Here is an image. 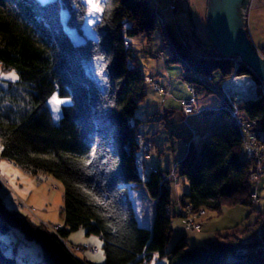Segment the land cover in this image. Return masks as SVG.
I'll list each match as a JSON object with an SVG mask.
<instances>
[{
  "label": "trees",
  "instance_id": "obj_1",
  "mask_svg": "<svg viewBox=\"0 0 264 264\" xmlns=\"http://www.w3.org/2000/svg\"><path fill=\"white\" fill-rule=\"evenodd\" d=\"M9 1L11 5L0 4V68L15 70L18 82L0 88V158L37 178L49 174L61 181L63 226L53 233L0 199V237L11 228L20 229L27 239L41 243L46 264H93L75 257L61 241L78 228L99 238L102 264H144L153 255L163 258V264H256L258 257L235 255L230 260L228 254L251 244L264 222V210L255 211L253 220L237 230L213 233L206 245L189 247L182 237L166 250L172 230L170 181L159 183L166 173L160 170L141 181L135 164L140 121L134 114L145 97L146 79L126 39L137 34L149 38L159 26L163 42L174 52L169 62L179 63L187 84L204 85L192 75L212 78L216 72L220 85L231 73L228 58L203 55L202 47L195 49V42L183 39L184 46L180 27L165 21L150 0H102L103 10L92 25L95 39L80 43L66 31L62 10L68 13L66 24L81 32L86 14L82 0ZM237 72L248 70L241 66ZM53 93L71 100L61 106L57 124L46 106ZM238 113L253 120L255 129H264L260 93L240 104ZM201 115L227 120L199 146H187L175 165L176 176L188 183L180 204L217 214L222 207L249 206L250 164L242 159L237 126L220 97L215 109H204ZM127 183H142L154 201L150 228L138 225ZM1 243L0 264H20L3 252Z\"/></svg>",
  "mask_w": 264,
  "mask_h": 264
},
{
  "label": "rangeland",
  "instance_id": "obj_2",
  "mask_svg": "<svg viewBox=\"0 0 264 264\" xmlns=\"http://www.w3.org/2000/svg\"><path fill=\"white\" fill-rule=\"evenodd\" d=\"M40 2H46L48 0H39ZM170 0H150L153 6H156L162 14V18L165 21H172L168 4ZM11 5L9 0H0V4ZM82 3L86 7V14L84 23L81 28V32L69 27L66 24L68 13L66 10H62V21L72 41L75 43L83 42L85 39H95V33L92 30V25L98 20L100 11L92 13L87 0H82ZM189 10L192 22L195 24V33L202 41L208 39L207 33L202 22L203 13H205L206 0H188ZM16 5V4H15ZM256 6V5H255ZM248 10L246 29L252 39L256 37L261 45H264V6L263 8L255 7ZM174 17H175V7ZM22 12L21 8H17ZM175 20V19H174ZM176 26L190 28V22L188 15L185 13H179L178 21L173 22ZM251 38V37H250ZM131 55L135 58L136 63L145 76V100L138 108L134 117H143L146 119L144 112L151 106L156 107L154 114H151L148 124L143 127L154 128L148 131V137L152 138L156 147L160 151V156L166 160L167 155L171 153L173 143L176 144V154L178 151L185 153L187 150L185 144V137H179L180 131H188V128L184 124L183 116H180L181 102L190 96V93L186 90V84L179 75L186 74L180 68L179 70L167 69L164 73V67L179 66L178 62H169L174 55L173 49L169 44H165L162 40L161 30L159 26L152 32L150 37H146L144 34H137L126 39ZM255 42V41H254ZM264 49V48H261ZM14 73L16 79H11L10 74ZM151 77L153 82L161 85L165 89V95L157 96L148 87L147 79ZM210 81H206L204 85L197 83H190L194 90L195 96L198 100L204 98L207 99V104L211 107L219 103L217 93H220V85L218 84V74L212 73ZM18 82V75L13 69H1L0 68V88L3 90L7 88L9 84L16 85ZM205 87L211 89V92H207ZM217 92V93H216ZM259 93V90H257ZM163 98V101L160 99ZM71 103L68 97H59L57 93H53L46 101V106L51 116V120L54 124H57L60 118L61 106H65ZM172 113L169 114L168 112ZM180 116V117H179ZM213 117L203 115L190 116L187 125L190 128L196 130L197 133L202 134L209 131L211 135L219 132L223 121L227 119H212ZM133 122V119H132ZM140 125V124H139ZM138 125V127H139ZM152 125V126H151ZM157 127V129L155 128ZM159 130V131H158ZM173 130L174 133L171 132ZM139 131V129H138ZM139 133V132H138ZM189 131L187 132V135ZM139 135H141L139 133ZM143 135V134H142ZM199 146V145H198ZM242 153V151H241ZM151 159H157L154 151H151ZM159 156V157H160ZM0 184L1 189L6 193L4 195L5 206L11 210H14L20 216H27L30 221L35 224H42L47 230H52L53 225L63 226V218L60 214L62 210V196L63 185L61 181L49 174H40L39 177H35L31 174L24 173L21 169L8 163L4 159L0 158ZM264 177L257 184L250 183V190L255 191L258 196L257 202L250 203L249 206L236 205L232 207L220 208V214H217L211 209H205V213L202 216V220L206 223L208 231L215 233H228L233 230L239 229L246 223L253 220L255 211L264 210ZM136 192L139 199V206L136 207L137 222H140V215H146L149 210L152 209L149 203V196L145 188L138 184L136 185ZM173 232L170 233V239L167 243L166 250H168L172 244L177 240V237L181 236L183 228L180 225V220L171 216ZM46 224V225H45ZM208 226V227H207ZM207 230V229H205ZM87 237L82 228H78L75 231L70 232L65 237V244L68 247L72 245L87 244L96 248L95 252H89L87 250H73V255L79 259L89 261L93 264H102L103 256L101 257V244L99 238L90 235V239ZM92 237V238H91ZM2 243L6 246L3 251L8 256H13L14 259L20 264H46L43 259V249L40 242L36 240L27 239L22 231L18 228H11L8 232L4 233L0 237ZM71 249V248H70ZM103 254V253H102ZM163 264L164 259L158 258L157 255H153L149 258L148 262L144 264ZM256 264H264L263 259H257Z\"/></svg>",
  "mask_w": 264,
  "mask_h": 264
},
{
  "label": "built area",
  "instance_id": "obj_3",
  "mask_svg": "<svg viewBox=\"0 0 264 264\" xmlns=\"http://www.w3.org/2000/svg\"><path fill=\"white\" fill-rule=\"evenodd\" d=\"M175 0H170L168 4V11L173 22H175L174 8ZM163 23V20H160ZM181 43L185 46L182 36L179 37ZM261 57L264 58V49L258 50ZM232 64L231 73L229 77L220 83V93H217L218 98L220 97V102L222 108L226 111L228 118L233 121L237 126L239 133L241 135L242 141V159L250 164L248 179L250 183L257 184L261 177H264V129H255L254 121L244 119L238 113V106L246 101L252 100L257 96V90H259L260 95L264 99V85L259 80L257 75L251 68L239 57H227ZM246 67L248 72L239 73L237 69L239 67ZM192 77L201 83L210 81L209 76H204L201 74H193ZM148 86L156 93L163 92L162 88L150 80L147 79ZM186 84V90L190 93V96L181 102V111L183 116V121L189 131V139L187 146L189 145H199L201 142L207 140L209 133L205 132L203 134H198L194 129L187 125V121L190 116L200 115L201 109L197 107L195 93L191 85ZM139 142V152L135 158V164L139 167L143 162L148 159L150 148L148 143H146L141 136L138 137ZM176 178L175 165L166 173H162L160 176L159 183L162 184L164 181L174 180ZM1 180V178H0ZM264 188V185H263ZM258 196L255 191L250 190V202H257ZM205 210L203 208L194 210L192 206L185 202L182 205V211L180 216L184 220V229L188 234H194L199 232L200 223L194 220L195 216L203 215ZM46 225V224H45ZM53 233H57L60 229V225H53ZM61 241L65 244L63 239ZM66 249L73 254V250H87L89 252H95L96 248L87 244L72 245L68 247L65 244ZM1 248L5 249V245L1 243ZM71 248V249H70ZM235 255H241L247 257L248 255L258 257L264 260V222L256 230L254 236L252 237L251 244L237 247L234 253H229L228 257L230 260H234Z\"/></svg>",
  "mask_w": 264,
  "mask_h": 264
},
{
  "label": "water",
  "instance_id": "obj_4",
  "mask_svg": "<svg viewBox=\"0 0 264 264\" xmlns=\"http://www.w3.org/2000/svg\"><path fill=\"white\" fill-rule=\"evenodd\" d=\"M251 0H206L204 27L208 39L202 41L195 33L188 0H175V21L179 13L188 15L190 28L180 27L183 39L203 50L201 54H219L223 58L239 57L264 85V58L252 44L246 29L247 14ZM199 52V51H198Z\"/></svg>",
  "mask_w": 264,
  "mask_h": 264
},
{
  "label": "crops",
  "instance_id": "obj_5",
  "mask_svg": "<svg viewBox=\"0 0 264 264\" xmlns=\"http://www.w3.org/2000/svg\"><path fill=\"white\" fill-rule=\"evenodd\" d=\"M254 6L257 7V8H263L264 0H251L250 9L254 8ZM248 36H249V38L251 37L250 40H251L252 44L257 49L264 48V45H261V42L258 41V39L256 37L253 40L252 39V37H253L252 35L250 36V34H248ZM170 68L173 69V70H179V66H171V67L165 66L164 70H163L164 73H166V70L170 69ZM148 78H150V80L153 81L151 77H148ZM154 83H157V82H154ZM159 86L162 88L163 92L156 93V94H157V96H162L163 97L165 95V89L161 85H159ZM145 97H146V94H145ZM145 97H144L142 103L144 102ZM195 98H196V96H195ZM160 101L164 102V99L161 98ZM206 102H207L206 98H204L202 100H198L196 98L197 107L200 108L201 110H204V109H215L216 108V105L214 107H211ZM140 105H139V107H140ZM138 108H137V110H138ZM155 109H156V107L151 106V108L146 109L145 111H143L144 112V116H146V119H144V120H143V117H140V116L135 117L136 119H139V121H140V125L138 127V129H139L138 132L141 134L140 135L141 138L146 143H148L149 148H150V153H149L148 159L145 162H143L138 168V172H139V176H140L141 181L145 180L147 178V175L151 171H154V170H160L162 172L169 171L174 165H176L181 159H183V157H184V155L186 153V151H185V153L182 152V151H178V153L176 154V152H177L176 151V149H177L176 147L177 146H176V144L173 143L174 149L172 148L171 153L167 155L168 158L166 160H164L162 158L163 156H160V151L156 147L155 142L153 141L152 138H149L148 134H147L148 131H151L154 128L150 127V125L148 127H143L145 124L149 123L150 119L151 120L153 119V118H149V116L151 117V114H154L153 112L155 111ZM137 110L135 111V113L137 112ZM168 113L171 114L172 112L169 111ZM134 116H135V114H134ZM180 116L182 118L181 107H180ZM212 119H214V117ZM155 128L157 129V127H155ZM171 132L174 133L173 130H171ZM187 132L188 131H186V132L185 131H180L178 133L179 137L180 136L181 137H185V139H186L185 140L186 147H187V142H188V139H189V136H188L189 134L187 135ZM207 132L209 133V135L211 134L209 131H207ZM209 138L210 137H208L207 139H209ZM151 151L155 152L156 156H158L157 159H151V155H152ZM4 160L7 161L6 159H4ZM7 162L10 163L9 161H7ZM169 181H170V185L169 186L171 188V204H170V206L168 208V213H169L170 216L177 217L180 220V225L183 228V232H181V234H180L181 236H178L177 238L180 239V238L183 237V241L189 247H191V246H203V245L208 244L211 241V239H212V234L215 233V232L208 231V228L205 227L206 223L202 220V216L204 214L201 215V216H195L194 217V220L196 222L200 223L199 232L194 233V234H188L185 231V229H184V220L180 216V212L182 211V205L180 204L179 199L183 195L188 194V183H187L186 179L184 177L176 176V178L174 180H169ZM140 185H142V183H140ZM1 186L2 185L0 184V199L5 204L4 195H5L6 192L3 189H1ZM125 187L127 188L128 195H129V198H130V201H131V204H132V208H133V211H134V215H135V218H136V215H137L136 214V207L139 206V199H138V195H137V192H136L137 191L136 190V185L132 184V183H127V184H125ZM149 203H150V206H152V209L149 210L146 215L141 214L140 215V220H139L140 222H137L138 225H140L142 227H147V228H150L151 224H152L154 201L150 198ZM136 221H138L137 218H136ZM171 229H172L171 232H173L172 221H171ZM205 229H207V230H205ZM89 239H90V236L87 237V240H89ZM100 244H101V241H100Z\"/></svg>",
  "mask_w": 264,
  "mask_h": 264
},
{
  "label": "snow or ice",
  "instance_id": "obj_6",
  "mask_svg": "<svg viewBox=\"0 0 264 264\" xmlns=\"http://www.w3.org/2000/svg\"><path fill=\"white\" fill-rule=\"evenodd\" d=\"M101 2H102V0H87V3H88L89 6H90V11H91L92 13H95V12H97V11H102L103 9L100 7ZM10 78H11V79H16L15 74H14V73H11V74H10ZM0 167H3V166L0 165ZM100 255H101V257L103 256L102 253H101Z\"/></svg>",
  "mask_w": 264,
  "mask_h": 264
}]
</instances>
